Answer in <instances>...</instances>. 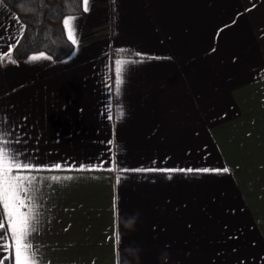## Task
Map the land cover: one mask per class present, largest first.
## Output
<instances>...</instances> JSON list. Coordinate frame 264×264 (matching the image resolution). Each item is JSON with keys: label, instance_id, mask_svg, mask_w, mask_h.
<instances>
[{"label": "crops", "instance_id": "0c3cea01", "mask_svg": "<svg viewBox=\"0 0 264 264\" xmlns=\"http://www.w3.org/2000/svg\"><path fill=\"white\" fill-rule=\"evenodd\" d=\"M66 17L70 55L11 63L25 25L0 0V133L38 169V264H264V0H89ZM117 60L140 61L119 93Z\"/></svg>", "mask_w": 264, "mask_h": 264}, {"label": "snow or ice", "instance_id": "6c2138e0", "mask_svg": "<svg viewBox=\"0 0 264 264\" xmlns=\"http://www.w3.org/2000/svg\"><path fill=\"white\" fill-rule=\"evenodd\" d=\"M89 0H83L84 11H88ZM74 17H66L63 21L64 27L67 31V37L72 44H76L77 40L74 38L75 28L72 24ZM44 57V54L33 55L29 57L30 61H37ZM9 62L15 63L14 60ZM140 61L117 60L116 61V91L119 93L121 85L123 84V74L126 71L129 63ZM123 113L121 112V115ZM111 118V117H110ZM59 169L60 165L54 166ZM38 170L35 165L30 164L19 159V155L9 147V142L5 138L4 133H0V221L6 218L7 227L0 222V240L10 239L14 242V264H38L37 253L32 245L29 237L36 231V226L39 219L37 210V177L34 175H26L24 173ZM79 170H94L93 168L85 169L81 166ZM121 171H130L129 169H121ZM131 171L140 172H201L209 173L218 170L203 169H154L141 168ZM227 172V169L223 170ZM72 177H63V179H71ZM171 176H169V179ZM53 181H59L62 178L59 176L50 177ZM119 177L117 182H119ZM10 232V235H8ZM0 247L8 248V244L0 245ZM9 259H13L9 257Z\"/></svg>", "mask_w": 264, "mask_h": 264}, {"label": "trees", "instance_id": "16d2710c", "mask_svg": "<svg viewBox=\"0 0 264 264\" xmlns=\"http://www.w3.org/2000/svg\"><path fill=\"white\" fill-rule=\"evenodd\" d=\"M23 20L25 28L8 57L18 60L35 52L55 59L72 53L76 44L67 37L63 21L67 15L84 11L83 0H5Z\"/></svg>", "mask_w": 264, "mask_h": 264}, {"label": "clouds", "instance_id": "9594fccd", "mask_svg": "<svg viewBox=\"0 0 264 264\" xmlns=\"http://www.w3.org/2000/svg\"><path fill=\"white\" fill-rule=\"evenodd\" d=\"M139 217V213L134 214L133 216H130L126 221H125V226L127 228H130L131 230H134V225Z\"/></svg>", "mask_w": 264, "mask_h": 264}]
</instances>
